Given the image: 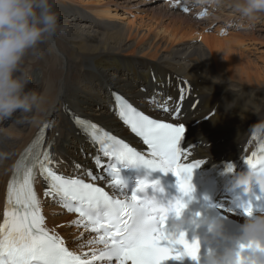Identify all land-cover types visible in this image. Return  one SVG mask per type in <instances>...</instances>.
Returning <instances> with one entry per match:
<instances>
[{"label":"bare ground","instance_id":"1","mask_svg":"<svg viewBox=\"0 0 264 264\" xmlns=\"http://www.w3.org/2000/svg\"><path fill=\"white\" fill-rule=\"evenodd\" d=\"M52 2L59 23L66 27L40 46L39 58L29 54L22 62V70L30 76L26 90L34 89L44 96V110L28 114V119H21L22 114L16 113L14 121L0 128V208L13 156L42 122L54 118L53 130L59 133L58 138L52 139L54 147L61 156L75 161L80 159L72 151L83 154L85 163L79 161L83 167H91L85 152L88 145L75 134L69 111L127 135L109 110L111 90L140 110L169 120L165 106L174 107L185 84L200 100L195 116L186 115L189 124L215 108L209 120L190 130L193 137L188 141L195 143L192 159L211 160L238 151L247 130L258 123L253 109L258 106L260 116H264V72L250 59L257 54L263 38L264 29L258 23L264 24V14L241 19L242 26L228 27L226 21L238 17L230 7L231 0L221 1L220 17L202 21L182 14L169 0H89L85 8L77 6L67 11L62 1ZM132 11L138 12L139 21L126 20ZM222 26L225 35L218 32ZM119 50L141 58L124 61L115 55ZM141 59L148 60L150 73H146ZM190 102L191 98L182 100L180 111ZM232 130L234 135L218 141L220 134ZM54 207L44 205L46 226L60 233L73 251L83 253L93 247V235L84 236L78 244L70 234L77 229L87 234L89 226L70 214L78 228L66 227L62 224L67 221L64 217L53 216Z\"/></svg>","mask_w":264,"mask_h":264},{"label":"snow or ice","instance_id":"2","mask_svg":"<svg viewBox=\"0 0 264 264\" xmlns=\"http://www.w3.org/2000/svg\"><path fill=\"white\" fill-rule=\"evenodd\" d=\"M118 115L133 132L143 137L151 150L152 159H145L126 144L105 134H98L95 124L79 118L74 123L87 132L91 138L102 144L109 156L117 161L140 164L147 168L171 171L176 177L178 190L183 194L191 191L189 183L192 169L199 162L179 163L181 158L180 141L184 128L168 123H159L141 115L121 97L115 96ZM42 135L33 143L35 151H29L22 159L28 163L22 168V183L13 179L8 185V204L12 211H5L3 223H0V264H95L97 261H118L119 264H161L168 258L187 255L196 258L198 245L189 243L183 232L173 235L166 230L167 212L149 199H139L136 191H143L145 183L138 182L130 199H113L104 190L84 183L79 179H67L55 174L47 165L52 163L50 153L41 154L39 144ZM249 165H264V157L257 160L255 154ZM127 166V165H125ZM39 167L49 179V188L45 195L55 194L65 202H75V208L69 204V210L79 212L102 233L97 243L104 245L99 255L82 259L64 247V242L50 234L43 226L39 201L32 189L34 169ZM112 173L117 178L114 186L122 187V181L116 166ZM185 205L177 200L174 212L178 215ZM182 246V251L177 247Z\"/></svg>","mask_w":264,"mask_h":264},{"label":"clouds","instance_id":"3","mask_svg":"<svg viewBox=\"0 0 264 264\" xmlns=\"http://www.w3.org/2000/svg\"><path fill=\"white\" fill-rule=\"evenodd\" d=\"M198 2L214 7L221 0ZM230 7L235 13L249 19L264 14V0H231ZM65 27L59 23V14L54 10L52 0H0V122L11 119L16 113L22 114L21 119H28V114L44 110V96L34 89L26 90L30 76L22 70L21 65L29 54L39 58L42 55L40 46L50 42ZM253 113L258 116V123L254 127L264 130V116H260L258 106ZM247 165L246 171L234 175L231 187H240L248 192L254 183L264 193V166ZM175 202L161 208L167 212V219L169 213L173 214V225L178 227L185 206L177 215L173 210ZM244 214L245 222L234 236L224 235L219 218L204 217L200 221L207 225L213 238L228 241L222 250L210 248L205 264H264V209L253 211L248 207Z\"/></svg>","mask_w":264,"mask_h":264},{"label":"rangeland","instance_id":"4","mask_svg":"<svg viewBox=\"0 0 264 264\" xmlns=\"http://www.w3.org/2000/svg\"><path fill=\"white\" fill-rule=\"evenodd\" d=\"M59 1H62V3L64 4V5H66V11L67 10H71L72 8H76L77 6H80V7H84L85 8V5H88V4H86V2H88L89 0H59ZM145 2L147 1V0H144ZM113 6V5H112ZM77 13V12H76ZM76 13L74 12L73 13V16L74 15H76ZM138 14V12H134V11H132V13H130V14H128L129 16H128V18L126 19V20H130V19H133V18H136V20L137 21H139L140 19H138L137 18V15ZM135 15V16H134ZM75 17V16H74ZM97 17V16H96ZM143 20L144 21H148L147 20V18L146 17H144L143 18ZM261 25V27L264 29V24H260ZM224 33H225V30L223 31ZM227 33V32H226ZM263 37V38H262ZM261 38H262V41L260 42V44H259V46H258V51H257V54L255 55V56H251L250 57V59H251V62H253L254 64H256V65H258L261 69H262V71L264 72V32H263V34H262V36H261ZM261 50V51H260ZM261 54V55H260ZM117 57H119L120 59H123L124 61L125 60H132V58L133 57H136V58H141V57H138V56H136V55H129L126 51H124V50H119L116 54H115ZM259 55V56H258ZM262 56V57H261ZM257 57V58H256ZM258 57H259V59H258ZM147 61L148 60H146V59H141V61L140 62H142L143 64H145L146 66V68H147V74L148 73H150V71H149V67H148V64H147ZM122 62H120V64H121ZM121 69V71H123V67L122 66H119ZM141 67V66H140ZM140 67H139V69H140ZM111 69L112 70H115L116 71V67L115 66H111ZM106 72L108 73V69L106 70ZM158 80V79H157ZM37 81V80H36ZM58 111V110H57ZM76 111V110H75ZM238 113V112H237ZM82 116V115H81ZM84 117V116H83ZM245 124V123H244ZM244 124H242V125H244ZM240 127V126H239ZM112 129H116V128H112ZM117 130V129H116ZM118 131H120V132H122L121 131V129H119ZM123 133V132H122ZM72 154H74V157L76 156V158H79L80 160L79 161H82L83 163H85L84 162V160L85 159H83V157H82V155L83 154H81V153H74L73 151H72ZM89 160V159H88ZM89 164H91V162L89 163ZM54 205V204H53ZM53 210H54V212H53ZM53 210H51L52 211V214H53V216L54 217H57V218H62V217H64L65 218V220H67L66 222H63L62 224L64 225H66V227H69V228H71V227H74V228H78V225H76V222L71 218V217H69L70 216V214H68V213H64L61 209H58V207L55 205V207H54V209ZM72 230V229H71ZM91 230V229H90ZM91 232V233H90ZM90 232H87V234H84V233H82V232H79V230L77 229L76 231H75V233H74V231L72 230L71 232H70V234L71 233H73L72 234V236H75L74 237V240H77L78 241V244L82 241V240H84V236H92L93 235V232L92 231H90ZM93 254V253H92Z\"/></svg>","mask_w":264,"mask_h":264}]
</instances>
